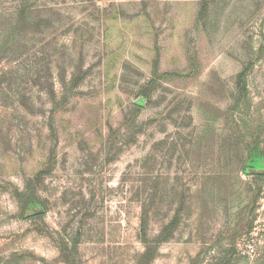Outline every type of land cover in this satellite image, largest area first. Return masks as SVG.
Here are the masks:
<instances>
[{
  "label": "rangeland",
  "instance_id": "374dc122",
  "mask_svg": "<svg viewBox=\"0 0 264 264\" xmlns=\"http://www.w3.org/2000/svg\"><path fill=\"white\" fill-rule=\"evenodd\" d=\"M0 264H264V0H0Z\"/></svg>",
  "mask_w": 264,
  "mask_h": 264
},
{
  "label": "trees",
  "instance_id": "16d2710c",
  "mask_svg": "<svg viewBox=\"0 0 264 264\" xmlns=\"http://www.w3.org/2000/svg\"><path fill=\"white\" fill-rule=\"evenodd\" d=\"M39 216H35V217H33V218H38Z\"/></svg>",
  "mask_w": 264,
  "mask_h": 264
}]
</instances>
